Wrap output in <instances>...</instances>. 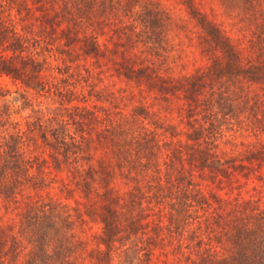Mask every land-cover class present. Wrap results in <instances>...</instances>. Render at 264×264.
Listing matches in <instances>:
<instances>
[{
    "label": "trees",
    "instance_id": "16d2710c",
    "mask_svg": "<svg viewBox=\"0 0 264 264\" xmlns=\"http://www.w3.org/2000/svg\"><path fill=\"white\" fill-rule=\"evenodd\" d=\"M179 2L208 62L172 75L151 57L159 0H0V264H264V139L223 138L232 116L264 133L241 92L264 82L262 0H219L249 55L201 1ZM107 71L130 89L100 86Z\"/></svg>",
    "mask_w": 264,
    "mask_h": 264
},
{
    "label": "rangeland",
    "instance_id": "374dc122",
    "mask_svg": "<svg viewBox=\"0 0 264 264\" xmlns=\"http://www.w3.org/2000/svg\"><path fill=\"white\" fill-rule=\"evenodd\" d=\"M199 1H201V7L206 10L212 16V18L219 22L222 27H224L227 32L234 38V40H236L238 44L243 48L244 53L246 55H249L250 52L248 51L249 47L247 44L248 36L244 35L243 30L239 29L240 24H238V22L236 21L234 11L232 13L226 11L219 0ZM159 3L164 10L166 19H168L167 22L169 24V28L166 33V38L163 41V48L159 47L157 49V55H151L158 71L162 74L179 75L183 73H189L196 67L206 64L208 62V57L200 50L198 44L197 29L193 26L192 21L186 17L185 11L179 0H159ZM262 6L264 8V0H262ZM110 27L112 26L110 25ZM107 30L99 37V40L102 43L105 42L108 36V34L106 33ZM244 31L245 33H248V35H250L249 31H246V29ZM135 48L139 51L143 49V45L135 46ZM107 73L108 71L102 74L103 80L100 81V86H106L107 89L113 91L116 95L119 94V87H125L127 88V90L130 89L128 83H125L122 79L111 76L109 73ZM242 86L243 88L241 92H244L248 95V97L250 98L249 104L256 106V110H259L260 115L264 116V82H244ZM11 87L12 89L14 88L12 85ZM214 89L216 91L215 96L217 97V91L219 87L216 86ZM145 95L146 98H143V101L149 102L152 99L153 94L146 93ZM236 96H239V94L232 92V98H235L237 100L241 98H237ZM116 99L119 101L120 107L125 112H127L131 108V105L136 100V98L133 100L129 99L127 97L126 91L123 92V98L118 97ZM98 103L109 105V102L107 101H98ZM161 103L162 104L159 106L156 100L154 101L155 106L158 105V107H161V116L165 120V122H176L178 119L177 106L179 105L177 97L171 95L167 101H161ZM27 112L28 109H25L22 113L25 114ZM232 117L234 120L231 119ZM232 117L229 118L230 123L224 126V139L233 138L236 141H239L240 139H244L245 141L253 139L255 140V138L264 139V133L259 134L258 137L251 130H246L243 127L239 129L236 125L231 126V123H235L236 121V117ZM228 147L229 144L228 146H226V148ZM195 179L196 181H199V187L204 192L212 189L224 193L223 190L218 189L211 182L200 179L197 176ZM115 186L123 191L126 190L130 186V184L128 185V183H123L122 180L117 179ZM153 254V263H155L158 256L157 250H155ZM158 263L161 264L160 262Z\"/></svg>",
    "mask_w": 264,
    "mask_h": 264
}]
</instances>
